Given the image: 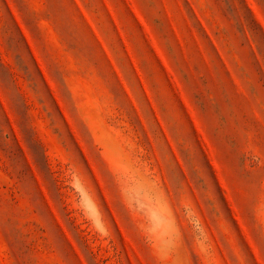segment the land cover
I'll list each match as a JSON object with an SVG mask.
<instances>
[{
  "label": "rangeland",
  "instance_id": "1",
  "mask_svg": "<svg viewBox=\"0 0 264 264\" xmlns=\"http://www.w3.org/2000/svg\"><path fill=\"white\" fill-rule=\"evenodd\" d=\"M0 264H264V0H0Z\"/></svg>",
  "mask_w": 264,
  "mask_h": 264
}]
</instances>
